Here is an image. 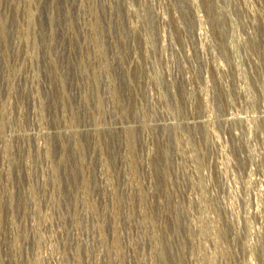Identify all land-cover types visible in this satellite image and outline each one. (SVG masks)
Here are the masks:
<instances>
[{
	"label": "rangeland",
	"instance_id": "374dc122",
	"mask_svg": "<svg viewBox=\"0 0 264 264\" xmlns=\"http://www.w3.org/2000/svg\"><path fill=\"white\" fill-rule=\"evenodd\" d=\"M0 264H264V0H0Z\"/></svg>",
	"mask_w": 264,
	"mask_h": 264
}]
</instances>
